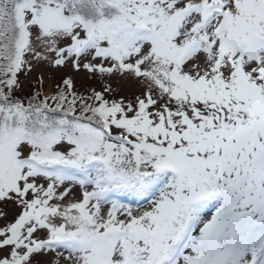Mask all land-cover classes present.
Listing matches in <instances>:
<instances>
[{
  "label": "snow or ice",
  "instance_id": "1",
  "mask_svg": "<svg viewBox=\"0 0 264 264\" xmlns=\"http://www.w3.org/2000/svg\"><path fill=\"white\" fill-rule=\"evenodd\" d=\"M0 264H264V0H0Z\"/></svg>",
  "mask_w": 264,
  "mask_h": 264
}]
</instances>
